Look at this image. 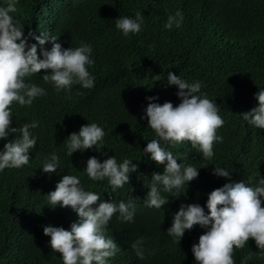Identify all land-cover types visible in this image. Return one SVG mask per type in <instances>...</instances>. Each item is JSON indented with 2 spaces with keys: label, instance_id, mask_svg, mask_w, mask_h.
<instances>
[{
  "label": "trees",
  "instance_id": "16d2710c",
  "mask_svg": "<svg viewBox=\"0 0 264 264\" xmlns=\"http://www.w3.org/2000/svg\"><path fill=\"white\" fill-rule=\"evenodd\" d=\"M7 0H0L6 6ZM11 13L24 26V34L48 32L64 48L81 42L92 46L94 64L88 68L95 77L94 87L73 85L71 92H57L45 83L43 70L27 78L46 91L32 105L13 103L12 127L38 121L31 129L37 138L30 150L29 164L0 172V264H63L62 255L52 251L45 226L70 230L78 216L71 208H50L47 194L56 189L63 175H75L87 191L100 195V201L134 204V221L122 222L115 214L105 229L119 251L107 264H196L192 245L207 229L195 225L185 230L179 244L173 242L171 227L178 204L196 203L208 214V195L225 183L244 181L255 186L264 177V129L249 125L241 113L258 106L255 94L264 88V0H18ZM183 16L179 28H165L169 16ZM143 14L142 31L127 37L115 27L118 17L135 18ZM179 19V17H177ZM41 46L32 37L28 44ZM46 43L43 48H51ZM172 72L181 79L201 82V93L217 103L223 127L217 129L222 142L213 146L214 156L204 159L190 142L162 144L179 156L178 163L192 165L199 176L185 185L179 197L161 191L169 202L161 209L145 204L153 173L163 174L164 166L143 155L148 141L156 139L147 126L148 97L163 104L180 103L178 88L167 83ZM160 75L155 81L154 76ZM200 93H198L199 95ZM87 123H96L106 133L102 149L77 151L70 157L66 139ZM10 133L0 138V151L16 138ZM131 145V146H130ZM97 147H101L98 145ZM60 157L55 173H44L43 164L52 153ZM105 153L107 155H105ZM114 155L118 163L130 159L138 170L130 183L112 191L105 178L93 181L86 172L87 160L103 162ZM215 166L230 177L213 174ZM264 206V204H262ZM131 210V209H130ZM143 240L144 258L136 255L132 244ZM235 264H264V254L250 239L235 249Z\"/></svg>",
  "mask_w": 264,
  "mask_h": 264
},
{
  "label": "clouds",
  "instance_id": "9594fccd",
  "mask_svg": "<svg viewBox=\"0 0 264 264\" xmlns=\"http://www.w3.org/2000/svg\"><path fill=\"white\" fill-rule=\"evenodd\" d=\"M17 3L18 0H7L6 6H0V138H6L10 133L17 134L0 151V172L6 168L28 165L31 159L29 152L37 144L31 129L38 127V121L24 123L20 127L11 126V106L14 102L22 107H30L37 97L47 94L44 88L26 82L27 78L43 70L46 73L42 76L43 81L51 83L57 92H71L73 85L77 84L91 89L95 84V77L88 70L94 64L92 46L81 42L78 47L64 48L57 42L59 37L48 32H40V35L29 32L25 36L24 26L11 15L17 11ZM182 21V13L178 11L176 16L168 17L165 28L170 30L174 24L179 28ZM143 23V14L136 12L135 18L118 17L115 27L127 37L130 33H140ZM29 37L41 46L39 55L37 44H28ZM49 42L52 45L50 50L43 48ZM153 79L159 81L160 75ZM167 83L177 86L176 95L180 103L177 106L171 102L160 104L152 102L156 97H148L145 116L141 117L147 118V126L157 137L148 141L143 155L150 154L152 161L164 166L163 174H152L150 191L145 200L146 206L156 209L169 202L162 197L161 191L179 197L185 185L188 186L199 176L196 167L178 163L179 158H187L186 152L174 156L162 144L187 141L202 152L204 159H211L214 156V143L223 140L217 135V129L223 127L224 120L218 114L217 103L210 100L206 93H201V82L189 83L168 72ZM255 99L258 106L241 113V116L249 125L264 129V88L255 94ZM105 135L102 127L87 123L68 136L66 154L71 157L77 151L92 148L99 152ZM59 164L60 157L54 152L43 164V172L55 173ZM137 170L138 164L132 160L126 158L118 163L114 155L103 162L95 156L90 157L86 165L88 178L93 181L107 178L113 192L130 183V174ZM213 174L231 179L230 172L222 167L215 166ZM85 189L77 176L63 175L56 189L47 194L50 208L55 209L58 205L71 208L79 218L71 224L70 230L51 225L43 228L44 235L50 237L52 251L62 255L63 264H107L108 258L119 251L115 240L105 234L111 218L119 213L118 219L122 222L134 221L133 203L121 201L117 205L115 202L101 201L97 206L100 195ZM262 204L264 177L259 178L255 186H249L244 181L225 183L208 195V214L199 204L181 201L167 233L174 243L179 244L185 230L199 225L207 230L200 235L199 242L192 245L196 264H235L234 248H244L250 239L255 240L257 248L264 254ZM142 243L141 238L132 244L141 259L144 258Z\"/></svg>",
  "mask_w": 264,
  "mask_h": 264
},
{
  "label": "bare ground",
  "instance_id": "6f19581e",
  "mask_svg": "<svg viewBox=\"0 0 264 264\" xmlns=\"http://www.w3.org/2000/svg\"><path fill=\"white\" fill-rule=\"evenodd\" d=\"M151 184V183H150Z\"/></svg>",
  "mask_w": 264,
  "mask_h": 264
}]
</instances>
